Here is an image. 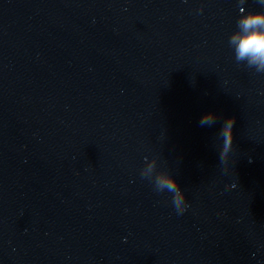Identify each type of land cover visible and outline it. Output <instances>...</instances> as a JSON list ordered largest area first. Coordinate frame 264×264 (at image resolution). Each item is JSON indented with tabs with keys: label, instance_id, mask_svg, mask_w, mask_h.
Listing matches in <instances>:
<instances>
[{
	"label": "water",
	"instance_id": "95a60500",
	"mask_svg": "<svg viewBox=\"0 0 264 264\" xmlns=\"http://www.w3.org/2000/svg\"><path fill=\"white\" fill-rule=\"evenodd\" d=\"M249 11L0 0V264H264V70L231 42Z\"/></svg>",
	"mask_w": 264,
	"mask_h": 264
},
{
	"label": "clouds",
	"instance_id": "9594fccd",
	"mask_svg": "<svg viewBox=\"0 0 264 264\" xmlns=\"http://www.w3.org/2000/svg\"><path fill=\"white\" fill-rule=\"evenodd\" d=\"M260 2L264 4V0H260ZM243 13L237 21L238 31L231 37V42L236 44L238 60L248 58L250 64L258 65L257 71H262L264 70V11ZM234 119V117H229L227 122L222 124L218 133L223 138L222 146L225 150L232 147ZM216 120L215 113L207 112L200 118V125H212ZM157 184L159 192L167 190L173 194V204L176 209L185 204V194L174 177L164 175L158 178ZM185 208L186 205L179 212H183Z\"/></svg>",
	"mask_w": 264,
	"mask_h": 264
}]
</instances>
